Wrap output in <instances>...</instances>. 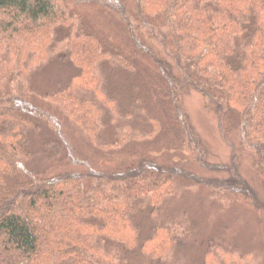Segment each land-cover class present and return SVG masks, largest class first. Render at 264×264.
I'll return each instance as SVG.
<instances>
[{"label":"trees","instance_id":"1","mask_svg":"<svg viewBox=\"0 0 264 264\" xmlns=\"http://www.w3.org/2000/svg\"><path fill=\"white\" fill-rule=\"evenodd\" d=\"M87 5L120 38L89 24ZM53 65L68 73L47 83ZM192 93L217 117L226 163L207 159ZM65 119L117 168L80 158ZM129 138L160 150L114 148ZM187 152L226 176L192 173ZM197 185L264 216V0H0V264H178L197 236L170 206ZM216 239L200 264H264Z\"/></svg>","mask_w":264,"mask_h":264},{"label":"rangeland","instance_id":"2","mask_svg":"<svg viewBox=\"0 0 264 264\" xmlns=\"http://www.w3.org/2000/svg\"><path fill=\"white\" fill-rule=\"evenodd\" d=\"M78 9L89 21V24L94 25L96 28L103 27L104 30L101 28V31L108 38L115 39L117 36L120 38L118 33L115 34L112 31L111 27H107L105 20L98 15V9L95 6H79ZM47 70L49 72L45 77V82L47 83H55L53 81L62 80L68 73V71L55 65L49 67ZM85 75L87 76V73ZM121 78L122 76L119 74L115 76V80ZM184 106L189 114L191 124L194 126L195 131L199 133L202 144L208 150V161L215 164L226 163L229 158V149L219 135V124L214 111L205 106L199 95L193 93L185 97ZM64 129H66L68 139L75 144V150L80 158L86 160L91 167H96L100 164V160H104L103 162L107 169L117 168L119 163L116 160L118 158L117 154L111 153L110 157L105 154L103 155L104 158L99 156V153L94 152L95 149L92 147L87 136L66 119ZM125 147L126 149L123 152L133 149H147L157 154L160 150L152 141H138L130 138L125 140L121 147L114 148L116 150L122 148L123 150ZM113 150L111 148L110 152ZM163 154H160L159 157L166 160L173 155ZM179 155L181 158L186 159V168L194 174L204 177L226 176L220 173H213L207 168L201 167L194 161L192 154L189 152ZM176 164L178 165V163ZM240 172L249 185L256 188L255 191L259 195L256 187V177L247 162L242 163ZM183 182L186 185L188 183ZM182 185L183 183L181 182L178 186ZM208 192L209 190L202 185H197L195 189H185L180 195L179 201L170 206L172 210L181 211L183 216L189 219L191 222L189 225L193 226L192 228L195 229V235L197 236L194 243L186 247L189 248V251L183 255L178 264H200L201 259L205 257L206 250L204 248L208 245L210 238H217L215 242L223 249H235L241 253L260 251L264 253V216L261 218L260 215H257L256 211L245 206V203L238 201L237 198H244L241 195H236L234 198L228 195L229 204L227 206H220L214 205L211 202ZM258 198L264 202L263 196H258ZM200 246H204V248ZM207 261L209 262V260Z\"/></svg>","mask_w":264,"mask_h":264}]
</instances>
